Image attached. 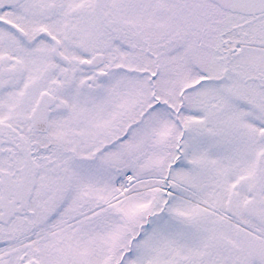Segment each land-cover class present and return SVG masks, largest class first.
<instances>
[{
	"label": "snow or ice",
	"instance_id": "obj_1",
	"mask_svg": "<svg viewBox=\"0 0 264 264\" xmlns=\"http://www.w3.org/2000/svg\"><path fill=\"white\" fill-rule=\"evenodd\" d=\"M0 264H264V0H0Z\"/></svg>",
	"mask_w": 264,
	"mask_h": 264
}]
</instances>
